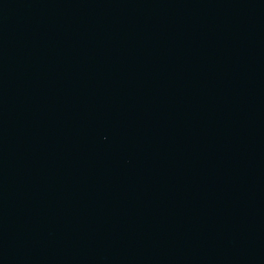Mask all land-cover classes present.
I'll use <instances>...</instances> for the list:
<instances>
[{
  "label": "water",
  "instance_id": "95a60500",
  "mask_svg": "<svg viewBox=\"0 0 264 264\" xmlns=\"http://www.w3.org/2000/svg\"><path fill=\"white\" fill-rule=\"evenodd\" d=\"M0 264H264V0H0Z\"/></svg>",
  "mask_w": 264,
  "mask_h": 264
}]
</instances>
